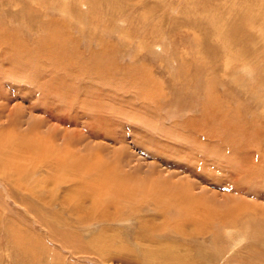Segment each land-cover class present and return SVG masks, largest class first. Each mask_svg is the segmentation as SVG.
<instances>
[{
    "label": "rangeland",
    "instance_id": "1",
    "mask_svg": "<svg viewBox=\"0 0 264 264\" xmlns=\"http://www.w3.org/2000/svg\"><path fill=\"white\" fill-rule=\"evenodd\" d=\"M0 37L5 38L0 44V57L12 48L14 58L28 67L18 71L15 78H4L0 73V137L8 138V152L14 151L11 145L19 146L31 133L36 138L57 135V147L69 138L86 137L79 152L101 150L104 157L115 160L123 175L169 181L177 188L194 186L190 187L191 195H203L206 201L215 198L219 208L228 210V214L220 210L210 218L206 215L211 204L208 201L203 211L192 217V223L184 225L188 227L186 232H163L161 247L151 242L139 247V219L113 224L94 216L95 221L88 224L63 204L69 181L67 186L44 183L53 177L64 181L68 173H56L52 167L35 170L30 168L29 157L17 158L15 161L29 167L24 180L31 183L28 189L16 187L12 181L7 182L17 179L16 171L0 173V264H162L156 257L137 258L140 249L144 253L166 251L174 258L172 264H264V0H1ZM7 58L0 61L1 68L9 62ZM77 65L90 71L81 79L85 90L90 82L103 80L101 83L110 87L103 94L111 92L119 98L113 116L115 122H122H113L115 135L105 136L102 129L98 137H91L93 124L87 121L90 112L95 115V108L100 106L102 97L96 86H106L95 83L89 91L88 100L94 107L84 105L88 91L81 88L71 110L67 108L70 104L43 108L39 94L20 93L19 89L27 90L32 85L39 89L37 78L31 84L18 82L41 69L43 73L53 72L54 82L65 81L72 89V82L77 83L71 77L72 72H79ZM98 65L99 71L103 68L99 77L91 75ZM141 95L146 99L151 96L145 101L149 107L157 102L155 115L150 113L153 109L146 112L139 108L143 104ZM124 98L136 99L134 107L125 109ZM74 115L76 122H69ZM146 120L156 122L158 127L150 129L152 137L142 123ZM36 124L39 128L32 132ZM192 124L195 129L191 134L198 141L192 136L190 140L196 144L176 136V131L184 132ZM226 134L244 141V153L239 151L243 154L239 156L241 168L232 169L233 160L228 156L220 162L216 157L214 163L213 155L206 157L204 152L191 161L181 152V157L178 155L181 146L215 145L218 137ZM25 139L28 141V137ZM152 142L162 148L161 153ZM200 162L207 169L218 164L216 167L225 171L213 165L221 180H210L205 167L198 169ZM251 171L257 177L247 176ZM228 183L241 185L243 192L225 188ZM84 205L92 211L89 200H84ZM155 212L149 210L148 214ZM202 225L206 231L197 234ZM65 232L78 235L70 245L62 241Z\"/></svg>",
    "mask_w": 264,
    "mask_h": 264
},
{
    "label": "bare ground",
    "instance_id": "2",
    "mask_svg": "<svg viewBox=\"0 0 264 264\" xmlns=\"http://www.w3.org/2000/svg\"><path fill=\"white\" fill-rule=\"evenodd\" d=\"M4 39L5 38L0 37V44L2 43L1 41H4ZM78 45L79 44H77V46ZM6 51L7 52L4 55L6 57L9 56V58H7V60L9 59L8 60L9 62L5 63V64H7V65H5V67H3V68L0 67V73L3 74L4 78H15L14 76L18 75V74H16L18 71H20V70L24 71L28 68L25 65L27 63H25V64L22 63V60L20 58H14V54H15L14 49L8 48V50H6ZM22 54H25V52L23 51ZM44 54L47 56L49 55V53L46 51L44 52ZM5 56L0 57V61L3 60V58H5ZM7 60L5 62H7ZM95 61L100 62V60H95ZM106 64H108V63H106ZM41 65H43V64L41 63ZM74 65H76V64H74ZM33 68H36V65H35V67L33 66ZM98 68H99V65L96 68V70H94L95 72H93V71H92L93 73L91 72V75L94 74L93 76H95V75L99 74L103 69L102 68L101 71H99ZM44 69H46V67ZM107 69L110 71L109 68H107ZM41 70L34 71L35 75H32V77H27V79H29V80L22 78L18 82V83H21V82L22 83H30V82H33V80H36V78H37V85L40 86V87H38L40 89V91H39V89H37L36 86L32 85L33 87H30V88L26 87L27 90H24L25 88L19 89V90H21L20 93H23V91H27L26 93H28L27 95H29V96L32 94L33 95L39 94L38 95V97L40 99L39 104L42 107L45 106L46 108H51L52 105H57V106L64 105V106H66V105L70 104V107L67 106V108H70V110L73 109L75 107L74 103L76 102V99H74V97H76V95L78 97L79 93H82V91L85 90L84 84L81 83V79L87 78L86 77L87 73H89L90 71L83 70L82 68L79 67V69H78L79 72H74V73L72 72V74H73L71 76L72 80L77 79V83L72 82V83H75V87L71 89L69 87L67 88L68 83H66L65 81L59 80V81L54 82L56 77H55L53 72L48 73V72H46V70H44L45 73H43ZM36 73H37V75H36ZM106 73H108V72H106ZM97 77H99V76L97 75ZM88 78H92V77L89 76ZM16 79H18V78H16ZM98 81L90 82V84H87L86 88H88V89L85 90V91H88L87 93H85V97H87V100L84 104L86 107H92V106L94 107V103L92 102V100H88V98H89V93H90L89 91H92L95 83H97V84L99 83L100 85L106 86V87L109 85L106 83L102 84L103 80L101 81L102 83L98 82ZM9 87H10V89H13V86H8V88ZM99 87L96 86V89H95L98 91V93H100V96L102 97L100 99V106L98 105L95 108V110L97 112L95 114L97 116V118H96L97 120L94 119V117H95V115L93 113L94 111L90 112V115L88 117L89 120H87V119L86 120L88 121L89 124H90V122H92V124H93V125H91V128H92L91 137L99 135L100 133L98 131H100L102 129L105 131V136H112L113 133L115 135V132L112 133L111 126H112L113 122H115V120H116V117L113 116V114H114L113 112H114V108H117V107H115L116 105H114V104H115V101L118 100L119 98L117 99L116 96H114V94H111V92H109V94L107 93L108 95L103 94V92L107 91L106 89H109L110 87H107V88L105 87L103 89L99 88ZM81 88L83 89L82 91L80 90ZM35 90L37 93L33 92ZM140 90L142 91V89H140ZM143 90H144V88H143ZM140 94L141 93L139 92V95ZM148 94H151V93H148ZM111 96H113V97L111 98ZM114 97L116 99H114ZM150 97L151 96H148L146 99L145 95H141V100H143V104H142V106H139V108L141 107L140 109L142 111H146V112H149L147 110L153 109V111L150 113L155 115L156 114V111H155L156 105H158L157 102L154 103L155 105H153V107H149V105L145 103V101H147L148 99L150 100ZM125 99L126 98H124V101H125ZM135 100L136 99H134V100L131 99L129 101V99H128L127 101L124 102V103H126V107L123 105V107H121L120 110H122L124 107H125V109H127L128 107H129V109L134 107ZM66 103H68V104H66ZM119 104H121V103H119ZM62 110L64 111V108H62ZM108 111H110V113ZM117 117H118V115H117ZM75 118L76 117L74 115V117L71 116V118H69L68 120H69V122H76ZM130 118H132V116H130ZM134 118H136V113H134ZM72 119H74V121H72ZM82 119H83V117H82ZM120 122H122V121L117 120L115 123L120 124ZM142 123H143L144 127L149 128L150 136L153 134L152 131H150V129H153V130L158 129V127L155 125L156 122H155V124H152L151 121L149 120L147 122H142ZM192 126H193V128H192ZM188 127H189V131H187ZM194 127H195V124H192L191 128L188 125L185 127V128H187V130L182 129V130H184V132L180 131V133H178L179 131H176L177 132L176 136L179 138H182L183 140H190L191 136L193 137V139H195V136L192 135V134H194L193 130H192V129H195ZM37 128H39L38 125L37 124H36V126L34 125V129L32 130V132L34 130H36ZM113 130H115V129H113ZM191 130H192V134H191ZM139 131H140V129H139ZM116 133H118V132H116ZM140 133H142V132L140 131ZM144 133L147 134L146 131ZM168 133H170V132H168ZM27 137H28V141L25 139ZM27 137H25L22 140L23 142H20L19 146L17 145L18 147L16 145H14L16 147H13V145H11V147L14 148V151H11V152H8L6 150L7 146H9L8 138H6L4 136L0 137V144H2V145H0V173L8 172V170H12V171L17 172V179L14 181L7 179V182L12 181L13 185L16 187L18 186V187L27 188V189H28V187H30L31 182H26L24 180V174L26 173L27 169H29V167L25 163L20 162V160L15 161V159H17V158H26V157L28 158L29 157L28 160L32 161V164H31L32 167H30V168L34 167L33 169H35V170H37L39 167H52L54 169V172H56V173L62 172L64 175L66 172V173H68L69 176L64 181H62L61 179L58 180L57 177L52 176L53 178H50L49 180L44 182L47 184H53V185H57V186H61V185L67 186V183L69 181L70 186H69V188H67L66 195L63 197V204H65V207H68L72 212L77 213V216L79 217V219L87 221L86 223H88V224H92L93 220L97 216H101L100 218L103 220V222L113 223V224L115 222H121V223L130 222V218H132V217L139 219L140 226L138 229H139L140 234L138 235L139 238L136 239L137 242L139 241V243H138L139 247L141 245H144V244H147L150 242L155 243L156 245H160V247H161L160 241L163 240V239H161L163 232H165V233L167 231L172 232V230H174V231L176 230V232H178L179 234L182 233L183 230H185V232H186L188 227H185L184 225H186V224L188 225V223H192V217L194 215H197L199 213V211L202 212L204 205H207L206 202H208V201H209V203H211V204H209V208H207V212L205 211L206 215H208V217L211 218V215L217 216L218 212H220V210L222 211L223 214H228L227 213L228 210H224V209L219 208L220 207L219 203L215 202V198H214V201L213 200H207L206 201L205 198L203 197V195H198V196L191 195L190 187H192V189H193L194 186H190V187L188 186V188H185L184 186H182V187L177 188V187H173L169 181H158V180L147 181L145 179L144 180L138 179L137 177H135V178L133 177L131 179L132 176L123 175L121 173V170L119 168H117V165H115V163H114L115 160L110 161L109 159L104 157L101 154V150L93 149L94 151H91L90 148H87V149L85 148L86 150L83 153L81 151L79 152L80 145L84 144L83 142H85L87 140L86 137H83V138L80 137L78 139L69 138L68 140H66L62 144L61 147L56 146V141L58 138H57V135H55V134H51L50 137L46 136L47 138H44L45 137L44 135L43 136L40 135L38 138H36L35 135L31 133V134H28ZM113 138H115V136ZM205 138H206V136H205ZM251 138H249V139H251ZM201 139H203V138H201ZM43 140H44V142H42V143H44L45 145L42 143L40 145H38L39 142H41ZM195 140H197V139H195ZM199 140H200V138H199ZM203 140H201L200 144H202ZM206 140H205V142H206ZM115 141H116V138H115ZM153 141H154V139H153ZM190 141L195 142V144H196V142L198 140L197 141L190 140ZM155 142H158V141L155 140ZM153 144L155 146L157 145V143L156 144L153 143ZM197 144H199V143H197ZM204 144H206V143H204ZM207 144H208L207 147L204 146V147H200V148L198 146H196V147L192 146L193 144L187 149H186V146H184V147L181 146V150H178V155H179V152H181V155H183L184 158L188 157V158H190L189 161H191V158H193V157L197 158L199 156L198 155L199 152H204L205 153L204 155L205 156L207 155L206 157H210L213 155V157H214L212 159L213 161H215L218 158L216 160L217 162L218 161L220 162L221 159H223L225 156H228L229 158H231L233 160V161H231V162H233L232 169L233 168L238 169V167L241 168V161H240L239 156L240 155L243 156V154L242 153L240 154V152L244 153V151L242 150L244 147V141L242 140V137L241 138L232 137L231 135L226 134V136L222 137V139L218 137L217 144H215V145L211 144V146L209 145V143H207ZM3 145L6 147L5 149H2V148H4ZM8 149H10V147ZM188 149H192V150H188ZM161 150H162V148H159V146L157 145L156 152L161 153L162 152ZM256 150H258V149H256ZM218 151H220L221 153L224 152L225 154H222L221 157H218V154L220 153ZM237 152H239V153L237 154ZM22 153H25L26 156L25 155L23 156ZM181 155H179V156L181 157ZM245 155H244V157H245ZM247 156H249L248 153H247ZM195 158H194V160H195ZM210 158H212V157H210ZM226 159L227 158H225V160H224L225 162H226ZM212 160H211V162H212ZM249 160H250V158L248 159V161ZM216 161L214 163H217ZM116 162H118V161L116 160ZM203 162H204V160H203ZM221 163L224 164L223 162H221ZM200 164H201V166L198 169H200V168L203 169L205 167L204 166L205 163L203 165L202 162H200ZM227 164L228 163H226V166H227ZM24 165L26 168L24 167ZM202 165H203V167H202ZM206 165H208V164H206ZM213 165L216 167V165H218V164H213ZM213 165H211V167L208 169H207V167H205L209 171V174H208L209 179L210 180L215 179V180L219 181V180H221V178H220V176H218V174L216 175V173H214V170L217 169V170H220L222 172H225V171H223L221 168H218V167H216V169H214L215 167ZM247 165H249V164L247 163ZM259 170H261V168ZM259 170H258V172H259ZM198 171H196V173ZM202 171H204V170H202ZM240 171H241V169H240ZM255 171L257 172V170H255ZM262 171H260V174ZM228 172H232V171H228ZM233 173L235 174L234 171H233ZM248 173H250V172H248ZM199 174H200V171H199ZM234 174H233V176H236V174L235 175ZM251 174H252V171H251ZM254 174H252V175L248 174L247 176H253ZM86 176H88V178H86ZM229 176H230V174H229ZM247 176H245V177H247ZM255 176L257 177L256 174H255ZM261 177H262V174H261ZM34 178L35 177H32V180ZM238 178H240V177H238ZM209 179H207V182L210 181ZM202 181H204V179ZM231 181H229V182H231ZM242 181H243V179L240 182H242ZM232 183H234V182H232ZM231 184L230 183L225 184V188H227V189L229 188L230 190H233L235 192H239L240 190H241V192H243L242 190H244V189H241L242 188L241 185L238 187L239 184H237L236 185L237 187H234L236 182H235V184H232V185ZM245 188H247V187H245ZM84 200L90 201V204L93 207L92 211H89V209H87L86 205H84ZM148 205H151L152 209L150 207L148 208ZM153 205H154L155 209L153 208ZM210 206H212V207H210ZM173 208H177L178 210L173 209ZM149 210L156 211L155 212L156 214L155 215H149L148 214ZM173 210H175V211H173ZM253 216L254 215H252V217ZM209 220L210 219H208L207 222H209ZM63 222H65L64 223L65 226L68 227L69 223L67 222V220H65V221L63 220ZM170 223H172L173 227ZM201 227L198 230L197 234L201 233V232L204 233L206 231L205 225L204 226L202 225ZM232 228H234V227H232ZM188 233L192 234L191 232H188ZM76 236H78L76 233L73 234L71 232H69V233L65 232L62 235V241H64L66 244L68 243L70 245L71 241L76 239ZM144 241H146V243ZM124 249H125V247H124ZM129 251L133 255L134 250L130 249ZM136 254L137 255H135V256L137 258H139V256H140L143 258V260L146 258L150 259V258L156 257L157 259H159V262H161L162 264H169V261H170V264H172L171 261L173 262V260H174V258H170L171 256L169 257L170 254H168L166 251H161V250L152 251L151 253H149V252L144 253L143 250L140 249V251L136 252ZM152 255H154V256H152ZM180 260H182V259H180ZM155 263H156V261H155ZM184 263H185V261H184Z\"/></svg>",
    "mask_w": 264,
    "mask_h": 264
}]
</instances>
